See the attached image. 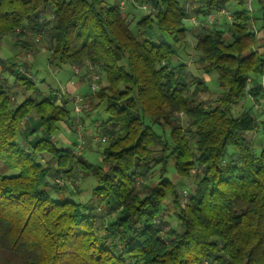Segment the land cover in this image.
<instances>
[{
    "label": "trees",
    "instance_id": "16d2710c",
    "mask_svg": "<svg viewBox=\"0 0 264 264\" xmlns=\"http://www.w3.org/2000/svg\"><path fill=\"white\" fill-rule=\"evenodd\" d=\"M134 1L154 9L133 30L119 4L104 0H0V39L31 51L44 42L51 64L98 67L106 85L93 97L108 115L100 128L109 136L99 165L58 146L51 135L73 119L69 94L58 100L53 90L12 107L14 86L37 88L13 63L3 65L15 78L0 80V161L18 172L0 174V264H264V123L255 152L245 137L256 128L251 110L231 112L249 79V96H264L254 82L264 76V0L253 2L257 35L247 29L244 0H196L191 11L184 0ZM230 2L240 8L229 9L226 29L218 21L194 35V61L202 72H215L223 89L204 105L196 100L207 89L204 80L188 81L185 63L173 64L176 45L187 43L184 19ZM154 26L156 42L145 38ZM30 112L47 138L25 147L15 138ZM44 155L55 169L39 161ZM170 166L178 178L196 179L184 207L180 188L166 176ZM153 169L155 184L146 181ZM78 173L96 181L97 204L50 198L45 188H59L57 176ZM166 203L178 210V230H163Z\"/></svg>",
    "mask_w": 264,
    "mask_h": 264
},
{
    "label": "rangeland",
    "instance_id": "374dc122",
    "mask_svg": "<svg viewBox=\"0 0 264 264\" xmlns=\"http://www.w3.org/2000/svg\"><path fill=\"white\" fill-rule=\"evenodd\" d=\"M109 4H119L121 9L124 11L128 20H132L130 27L134 30V22L139 20L147 11H144L138 7L139 3L134 0H130L125 2L123 5H120V0H104ZM145 4H151L149 2H145ZM241 6V5H240ZM238 9L240 8L237 4L232 2L228 3L226 6V10L229 9ZM231 11V10H229ZM197 16V15H196ZM198 21H204L205 16H197ZM221 21L226 22V17L221 13L215 14L214 23ZM219 22V23H221ZM223 24V28L228 27V23ZM218 25V23H216ZM215 24V25H216ZM183 26L187 30V43L183 45H176L179 56L178 59L174 61L173 64L176 63H185V73L188 81H193L194 77L201 78L204 80L207 89L200 91L196 95V100L203 103L204 105L213 104L214 100L220 95L223 89L219 86L218 81L216 79L215 72L204 73L199 70V64L194 61L198 57V53L192 49L194 43V35L199 30L201 26L195 25L194 22L188 17L183 20ZM7 38V37H6ZM145 38H148L150 41L156 42L159 39V34L154 26L151 29ZM162 40L171 41V39L167 35H163L161 37ZM38 49L34 51L24 49L21 45L12 47L11 44L3 39L0 43V80L5 77L8 81V84H12L15 78V74H9L5 71V67L3 65L9 66L13 63V69L16 72L18 71V67L21 66L23 68V63L29 67L28 78L35 82V86L37 89L29 90L25 89L21 84H17L12 88V91L15 92L13 97L12 107L19 104L25 98H41L43 96H48L54 90H59L64 88V92L69 94L71 99V116H73L72 120H68L66 122V126H62L63 123L59 125V128L51 135V138L57 140V145L63 148H71L68 147L70 144L68 141H75L77 124L75 123V111L73 110V102L75 98H81L80 103L82 104V111L80 113V129L83 134V139L85 143V148L78 154H75L77 157L81 156L83 159L92 163L94 165H99L102 159V149L104 144L93 143L91 142L90 136L93 134H97V132H101V121H105L108 118V115L103 110V104L98 105L97 99H94V93L100 88L106 85L105 79L100 77L96 81V89L91 91L89 85L91 84V70L89 69H79V73L75 74L72 67L68 64H57V63H49L48 54L44 50V42L37 43ZM40 46V47H39ZM2 59H8L5 62ZM17 64V65H15ZM16 67V68H15ZM24 69V68H23ZM27 69H24L26 71ZM27 72V71H26ZM20 75H25L24 73H20ZM261 77H256L254 82L257 84L260 82ZM69 82L71 84H69ZM252 80H248V84L245 88V95L238 104L231 107V112L233 115H238L242 111L251 110V114L256 119V128L252 131H249L245 134V137L249 139L251 147L255 152H259L261 144H262V124L264 123V96L260 97L258 101H254L249 94L247 93L249 88L251 87ZM71 85L75 90H71V93L67 92L66 85ZM260 85V83H259ZM192 84V88H193ZM43 93H42V92ZM39 92V93H38ZM39 94V96H37ZM179 122L182 125H187L188 120L181 113L178 114ZM72 123L69 126V123ZM156 131L160 132V128L158 127ZM92 133V134H91ZM104 134V133H103ZM168 134V132H167ZM109 140V136L105 134ZM66 138L65 141L63 138ZM39 138H47L44 135L39 127L38 119L33 112H30L28 116L21 122L19 126V130L16 135V142L21 146H29L35 140ZM73 145V144H72ZM234 151L233 148L228 147L227 152L232 153ZM39 161L46 165L49 164L52 169H55V165L49 161V157L44 155V157L40 158ZM17 170H8L0 161V174L1 175H15L17 174ZM167 178L176 182L178 188V201L181 207H184L187 203L188 194L192 193L195 188V178H178L176 174H174V170L172 166L168 168V172L166 174ZM158 178V170L153 169L151 173L148 175V182H152L155 184ZM140 180L137 181V183ZM54 183L57 184L59 188L55 189L52 186H47L45 189L49 194L51 199L54 200H64L69 199L71 201L79 202L82 205L89 206L90 204H97L98 200L91 198V191L94 187L97 186L96 181L93 177L83 174L70 175V176H57L54 179ZM51 184V182H50ZM140 189V186H139ZM89 202V204H88ZM104 206H102V211ZM165 214L164 220L167 223V226H164L163 230H166L168 227H171L175 230H178L177 220H176V212L178 210L171 203H166L164 205ZM114 213V212H113ZM112 213V215H114ZM209 264V263H208Z\"/></svg>",
    "mask_w": 264,
    "mask_h": 264
},
{
    "label": "built area",
    "instance_id": "2783aa9c",
    "mask_svg": "<svg viewBox=\"0 0 264 264\" xmlns=\"http://www.w3.org/2000/svg\"><path fill=\"white\" fill-rule=\"evenodd\" d=\"M130 1V0H120V5H123L125 2ZM253 2L254 0H244V7L247 10L250 19L248 21L247 29L249 32L253 33L254 35L258 34V28L255 24L254 20V7H253ZM196 5V0H184V7L186 8L187 11H191ZM138 7L144 11H147V13H150L153 11L154 7L150 4H145V2L139 3ZM146 13V14H147ZM217 13H221L226 17V20L228 24L231 23L232 21V14L229 10H226L225 8H221ZM215 14L216 13H209L208 15L205 16L204 21H198L197 16L195 14L190 15V19L194 22L195 25L199 26H204V27H210L214 23L215 19ZM75 74L79 73V69L77 67L72 68ZM88 69L91 70V84L89 85V88L91 91H94L96 89V81L99 79V72H98V67L97 66H92L88 65ZM18 71L21 73H24L25 75H28V72L24 71V69L19 66ZM260 87L264 89V76L260 78ZM58 100L61 98V96L64 94V88L55 90V93ZM81 98L77 97L75 98L73 102V110L75 111V123L77 124V131H76V138L74 144L71 146V151L73 154H78L80 153L84 148H85V143L83 139V134L80 129V113L82 111V104L80 103ZM91 142L93 143H98V142H105L107 140V136L104 135L101 132H97V134H93L90 137Z\"/></svg>",
    "mask_w": 264,
    "mask_h": 264
},
{
    "label": "crops",
    "instance_id": "0c3cea01",
    "mask_svg": "<svg viewBox=\"0 0 264 264\" xmlns=\"http://www.w3.org/2000/svg\"><path fill=\"white\" fill-rule=\"evenodd\" d=\"M3 39H6V40L11 44V46L15 48V44H14L13 40H11L9 37H7V38H6V37H3V38L0 39V43L2 42ZM29 67H30V65H29ZM15 68H16V67H15ZM28 70H29V69H27L26 71L29 72ZM69 84H71V83L69 82ZM69 84L66 85V88H67V92H68V93H71V90H75L76 88H74L73 86H71V85H69ZM41 92H42V91H41ZM42 93H43V92H42ZM62 126H65V127L67 128V126H66L65 124H63ZM63 139H64L65 141H67V139H66L65 137H64ZM54 140H55V143L57 144V140H56V139H54ZM68 142L70 143V144L68 145V147H71L72 144H74L75 141L72 140V141H68ZM66 148H67V147H66Z\"/></svg>",
    "mask_w": 264,
    "mask_h": 264
}]
</instances>
